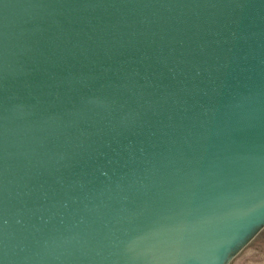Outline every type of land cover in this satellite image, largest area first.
Wrapping results in <instances>:
<instances>
[{"label": "water", "instance_id": "95a60500", "mask_svg": "<svg viewBox=\"0 0 264 264\" xmlns=\"http://www.w3.org/2000/svg\"><path fill=\"white\" fill-rule=\"evenodd\" d=\"M243 159L264 0H0V264H135Z\"/></svg>", "mask_w": 264, "mask_h": 264}, {"label": "flooded vegetation", "instance_id": "af4514ba", "mask_svg": "<svg viewBox=\"0 0 264 264\" xmlns=\"http://www.w3.org/2000/svg\"><path fill=\"white\" fill-rule=\"evenodd\" d=\"M261 162L264 160L258 163ZM237 163L215 178L206 206L181 222V234L143 250L135 264H223L229 253L248 244L264 227V206L251 210L237 201L247 193L253 177L248 170L244 171L248 159H243L242 165L240 161ZM230 170L236 171V175L229 173ZM218 179L223 180L218 182ZM204 195L207 197L206 193Z\"/></svg>", "mask_w": 264, "mask_h": 264}, {"label": "rangeland", "instance_id": "374dc122", "mask_svg": "<svg viewBox=\"0 0 264 264\" xmlns=\"http://www.w3.org/2000/svg\"><path fill=\"white\" fill-rule=\"evenodd\" d=\"M228 264H264V227Z\"/></svg>", "mask_w": 264, "mask_h": 264}]
</instances>
